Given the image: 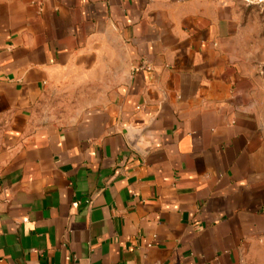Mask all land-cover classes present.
Returning <instances> with one entry per match:
<instances>
[{
    "label": "crops",
    "instance_id": "0c3cea01",
    "mask_svg": "<svg viewBox=\"0 0 264 264\" xmlns=\"http://www.w3.org/2000/svg\"><path fill=\"white\" fill-rule=\"evenodd\" d=\"M0 264H264V0H0Z\"/></svg>",
    "mask_w": 264,
    "mask_h": 264
}]
</instances>
